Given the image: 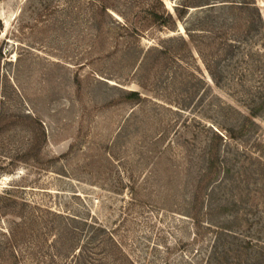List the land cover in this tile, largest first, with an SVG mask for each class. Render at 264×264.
<instances>
[{"label": "rangeland", "instance_id": "1", "mask_svg": "<svg viewBox=\"0 0 264 264\" xmlns=\"http://www.w3.org/2000/svg\"><path fill=\"white\" fill-rule=\"evenodd\" d=\"M184 1L0 0V264H205L217 226L264 247V0Z\"/></svg>", "mask_w": 264, "mask_h": 264}, {"label": "trees", "instance_id": "2", "mask_svg": "<svg viewBox=\"0 0 264 264\" xmlns=\"http://www.w3.org/2000/svg\"><path fill=\"white\" fill-rule=\"evenodd\" d=\"M154 1L161 5L163 11L159 12L156 10L155 7H151L148 11V14L151 21H153L154 23H158L161 21L160 19L166 12L165 8L163 7L162 0ZM202 5H205L206 8L210 9H223L229 8V6L230 8H235L234 6H239L240 8L246 10L252 9L256 10L257 12L255 1L249 0H204L201 4L200 2H192L191 0H185L183 3L180 4L182 9H187L190 6ZM257 14L258 21L261 22V15H259V11L257 12ZM166 15L169 16V13H166ZM261 29H263V26H260L258 30ZM244 56L247 57L248 54L246 53ZM256 56L258 57V59H255L254 63H256L257 68L260 67V65H263L264 54L258 52L256 53ZM245 64L247 66V74L249 75L251 65L248 61H246ZM259 73L260 76H264L261 71ZM245 93V97H247L248 104L247 115H245L244 118L245 120H251L260 116V112L264 109V86L257 85L248 87L247 89H245ZM128 97L130 99H134L139 98V95L137 94V92L131 91L128 93ZM242 127L244 126H241V128ZM209 155V161H207L209 163V166L207 168H210L211 164H213V161L216 159V155L213 152L209 153ZM210 225L211 224H208V227H210ZM217 227L218 231L222 232L223 235L226 236V239L222 240V242L217 240V243L214 246H211V249H209L206 254L205 264H264V247L257 244V241H260L257 236L254 237L250 234L248 230H239L240 232H237L232 231L231 229L226 228L224 226ZM80 250L81 249H79V252ZM78 256H80V253L77 254V258ZM89 264L92 263L89 262Z\"/></svg>", "mask_w": 264, "mask_h": 264}]
</instances>
